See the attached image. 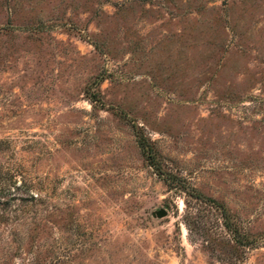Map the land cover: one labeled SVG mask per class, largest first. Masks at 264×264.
I'll use <instances>...</instances> for the list:
<instances>
[{
  "label": "rangeland",
  "instance_id": "obj_1",
  "mask_svg": "<svg viewBox=\"0 0 264 264\" xmlns=\"http://www.w3.org/2000/svg\"><path fill=\"white\" fill-rule=\"evenodd\" d=\"M0 264H264V0H0Z\"/></svg>",
  "mask_w": 264,
  "mask_h": 264
},
{
  "label": "water",
  "instance_id": "obj_2",
  "mask_svg": "<svg viewBox=\"0 0 264 264\" xmlns=\"http://www.w3.org/2000/svg\"><path fill=\"white\" fill-rule=\"evenodd\" d=\"M156 215H162L164 213V210L163 209H157L156 211Z\"/></svg>",
  "mask_w": 264,
  "mask_h": 264
}]
</instances>
